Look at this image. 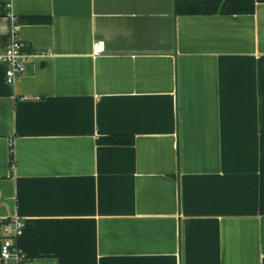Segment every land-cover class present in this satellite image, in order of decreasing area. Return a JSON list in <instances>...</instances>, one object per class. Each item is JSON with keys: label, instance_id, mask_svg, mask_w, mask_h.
<instances>
[{"label": "crops", "instance_id": "obj_1", "mask_svg": "<svg viewBox=\"0 0 264 264\" xmlns=\"http://www.w3.org/2000/svg\"><path fill=\"white\" fill-rule=\"evenodd\" d=\"M14 30L40 55L14 85L0 63V221L36 233L23 264H264V0H0V54Z\"/></svg>", "mask_w": 264, "mask_h": 264}, {"label": "built area", "instance_id": "obj_2", "mask_svg": "<svg viewBox=\"0 0 264 264\" xmlns=\"http://www.w3.org/2000/svg\"><path fill=\"white\" fill-rule=\"evenodd\" d=\"M104 51V41H97L93 46L94 54H101ZM38 56L40 55L28 50V44L14 30L0 54L6 82L14 85L27 74L28 65ZM14 167L13 161L12 168ZM27 229L26 221L19 215L6 217L0 221V264H23L28 260V254L21 243Z\"/></svg>", "mask_w": 264, "mask_h": 264}, {"label": "trees", "instance_id": "obj_3", "mask_svg": "<svg viewBox=\"0 0 264 264\" xmlns=\"http://www.w3.org/2000/svg\"><path fill=\"white\" fill-rule=\"evenodd\" d=\"M176 12L184 15L194 14H245L254 11L255 0H175ZM108 144H129L133 138L115 134L102 138ZM14 157L12 152V163ZM260 213L264 214V134L260 138ZM28 254V260L36 255L37 235L26 230L21 239Z\"/></svg>", "mask_w": 264, "mask_h": 264}]
</instances>
